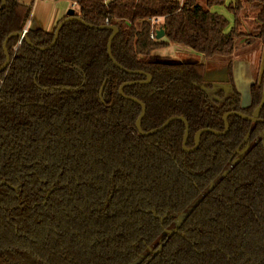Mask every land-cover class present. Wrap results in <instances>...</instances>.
I'll use <instances>...</instances> for the list:
<instances>
[{"label":"trees","instance_id":"16d2710c","mask_svg":"<svg viewBox=\"0 0 264 264\" xmlns=\"http://www.w3.org/2000/svg\"><path fill=\"white\" fill-rule=\"evenodd\" d=\"M4 1L0 67L3 42L25 30L32 11L31 4ZM67 1L85 23L117 28L111 54L121 67L150 75L148 84L123 88L145 105L143 132L183 117L192 149L199 130L224 131L225 113L264 120L262 78L250 85L246 107L232 79L235 43L245 36L241 15L254 12L244 44L262 43L264 0L228 3L232 22L211 11L226 0ZM159 29L163 38L151 40L150 31ZM54 30L27 28L26 37L46 47ZM110 35L70 21L48 50L18 37L7 42L11 62L0 71V264H264V124L230 116L224 136L203 133L191 153L182 148L181 121L141 136V108L118 89L146 78L111 63ZM169 45L205 63L156 54ZM218 66L227 69V89L215 90L217 81L206 79Z\"/></svg>","mask_w":264,"mask_h":264},{"label":"rangeland","instance_id":"374dc122","mask_svg":"<svg viewBox=\"0 0 264 264\" xmlns=\"http://www.w3.org/2000/svg\"><path fill=\"white\" fill-rule=\"evenodd\" d=\"M33 3H31L32 11L29 22L36 21L38 22L43 28L49 27L53 22L57 15H64L66 14L67 10H69L70 2L67 0H31ZM182 1V0H180ZM200 3H203L204 0H197ZM233 1V0H231ZM248 7V6H247ZM223 9V10H222ZM220 8L226 18L229 17V21L232 22L231 15L227 12L226 7ZM32 18V20H31ZM161 21V20H160ZM158 21V23L160 22ZM241 21V32L244 33V37L247 36V34H252V30L255 27L254 23V12L250 9H246V11L241 15L240 18ZM241 38L236 41L235 43V49L232 55V61L237 66V73H239L241 69L242 63L248 64V70H249V76L251 77L252 73L256 70L258 64H259V43H254L250 46H247L244 44L246 38ZM180 50H188L184 47H176L175 45H169L166 49L157 51L156 54L159 56H165L174 59L177 62H183V63H198V57L199 55L196 53H193V51L190 50V54H185L184 51ZM250 51L248 54H244L245 52ZM197 56V57H196ZM218 71H209V73L206 74L207 79L214 80L213 75L217 74ZM264 72V70H262ZM255 77V76H254ZM253 77V78H254ZM240 80V78H239ZM238 80V81H239ZM217 81L216 84H214V89L218 90L225 87V84L220 80ZM248 101V95H242L241 103L245 105ZM185 213L182 214L180 218H178L175 222V224H178L180 220L185 216Z\"/></svg>","mask_w":264,"mask_h":264},{"label":"water","instance_id":"95a60500","mask_svg":"<svg viewBox=\"0 0 264 264\" xmlns=\"http://www.w3.org/2000/svg\"><path fill=\"white\" fill-rule=\"evenodd\" d=\"M2 5L0 6V9L4 8L5 6V1L4 0H0ZM74 10L73 9H70L67 11L66 13V18L64 20H62L61 22H59L57 24V26L55 27V30H54V34H53V40L52 42L46 46V47H36L34 45L31 44V42L29 41V39L26 37V31H27V27H26V30L23 31L22 33H13L11 35H9L5 41L3 42V53H4V57H5V61L4 63L2 64V66L0 67V71H3L5 70L10 62H11V59H10V56L7 52V49H6V45H7V42L8 40L11 38V37H18L19 40H25L26 44L29 45L31 48H33L34 50H37V51H45V50H48L50 49L51 47L54 46V44L56 43L57 41V38H58V35H59V31L60 29L63 27V25L67 22H70V21H79L81 22L84 26L90 28V29H96V30H109L111 31V35L109 36L108 38V41H107V45H106V49H107V55H108V58L109 60L111 61V63L116 67L118 68L119 70H121L122 72L124 73H127V74H132V75H143L145 76V80L144 81H138V82H126L124 84H122L119 89H118V94L120 97H122L123 99L127 100V101H130V102H133L135 104H137L140 108H141V112L136 120V123H135V127H136V130L137 132L143 136V137H148L154 133H157V132H160L162 130H164L171 122L173 121H181L184 125V135H183V142H182V148L183 150L186 152V153H191V152H194L196 150V148L198 147V144H199V137L203 134V133H210L214 136H224L228 129H229V125L226 121L227 117L229 116H236L238 118H241L245 121H249V122H252V123H264V120H261V119H258L256 117H248L242 113H237V112H229V113H226L223 115V118H222V121L224 123V131L223 132H216V131H213L211 129H201L199 130L198 132H196V134L194 135V147L192 149H187L186 148V141H187V138H188V130H189V127H188V124L186 122V120L183 118V117H171L169 119H167L160 127L156 128V129H153L151 131H148V132H143L141 130V120L142 118L144 117L145 115V105L135 99V98H132V97H128V96H125L124 93H123V88L126 87V86H129V85H134V84H148L150 81H151V77L149 74H145L141 71H130V70H127L123 67H121L113 58L112 54H111V43H112V40L114 39V37L118 34V30L117 28L115 27H112V26H101V27H95V26H92V25H89L87 23H85L84 21H82L80 18L78 17H75L74 16ZM30 29V28H29ZM164 36V33H163V30L159 29L157 30L156 32V39L159 40L161 38H163ZM105 84H106V80L103 82L100 90H99V97L100 99H102V95H103V91H104V88H105ZM264 101V100H263ZM247 149V146L241 150V151H236L235 154H242L243 152H245ZM224 175V174H223ZM155 216V214H153ZM167 234H172L173 231H166Z\"/></svg>","mask_w":264,"mask_h":264},{"label":"crops","instance_id":"0c3cea01","mask_svg":"<svg viewBox=\"0 0 264 264\" xmlns=\"http://www.w3.org/2000/svg\"><path fill=\"white\" fill-rule=\"evenodd\" d=\"M19 2L22 3V4H24V5H30L31 3H33V1H31V0H19ZM230 2H232V1L231 0H226L224 6H221V7H213V8H211V11L218 12L219 14H222L223 16H225L224 13L222 12V10H223L222 8L223 7H226V5L228 3H230ZM69 6H70L69 7L70 9H73L74 10V5L73 4L70 3ZM220 8L222 10H220ZM74 12H75V10H74ZM64 17H66V14H64V15H62V14L61 15L60 14L57 15L55 17V19H54V22L49 27H46V28H43L38 22H36L34 20L32 22H28L27 23V28H30V29H42V30H44L46 32H52L55 29V27L57 26V23L61 19H63ZM227 19H229V17ZM31 20H32V18H31ZM258 45H259V51H260V53L258 55V57H259V64H258L256 70L252 73L251 77L249 76V70H248V67H247L248 66L247 63H242L241 64V69H240L239 73H237V71H236L237 70V66L235 65L234 62H232L234 83H235L238 91L242 95H246V96L248 95L249 85L251 84V82L255 78L254 76L257 75V77H259L260 74L262 73V70H264V41L262 43H259ZM176 47H178V46H176ZM180 51H184V50H180ZM184 52H185V54L193 55V54H190L191 52H190L189 49L186 50V51H184ZM193 53H195V52H193ZM248 53H250V51H247L244 54H248ZM198 63H200V64L205 63V58L202 55H199V57H198ZM215 70L218 71V72H217V74H214L213 75V78H219L220 80L225 81V79H226V70H225V68L224 67H214V68H210L207 71V73H209V71H215ZM239 78H240V80H239ZM263 100H264V74H263Z\"/></svg>","mask_w":264,"mask_h":264},{"label":"flooded vegetation","instance_id":"af4514ba","mask_svg":"<svg viewBox=\"0 0 264 264\" xmlns=\"http://www.w3.org/2000/svg\"><path fill=\"white\" fill-rule=\"evenodd\" d=\"M233 62V61H232ZM218 67H221V66H218ZM225 68V70H226V79H225V81H227V79H228V75H227V69H226V67H224ZM207 74V73H206ZM263 74H264V72H262L261 74H260V76L259 77H257V75L255 76V78L253 79V81L251 82V84L254 82V81H259L261 78H262V87H263ZM206 79H207V77H206ZM214 80H220L219 78H213ZM232 79H233V66H232ZM207 80H209V79H207ZM220 81H222V80H220ZM225 81H222L223 83L225 82ZM233 83H234V79H233ZM250 84V85H251ZM234 85H235V83H234ZM250 85H249V87H250ZM235 87H236V85H235ZM228 88V86L225 84V87H224V89H227ZM236 89H237V87H236ZM237 91H238V89H237ZM239 92V91H238ZM240 93V92H239ZM241 94V93H240ZM263 96V95H262ZM241 98H242V94H241ZM248 103H249V89H248V101H247V103L245 104V105H243L242 103H241V105H242V107H246L247 105H248ZM229 113V112H228ZM238 113V112H237ZM226 114V113H225ZM224 115V114H223ZM230 117V116H229ZM248 117H256V118H258L257 116H248ZM222 118H223V116H222ZM228 118V117H227ZM258 119H260V118H258ZM262 120V119H261ZM226 121H227V119H226ZM223 122V121H222ZM224 124V123H223ZM264 124V123H263ZM246 147V146H245ZM244 147V148H245ZM243 148V149H244ZM242 149V150H243ZM247 150V149H246ZM238 152V151H237ZM244 153V152H243ZM242 153V154H243ZM235 154V153H234ZM235 155H241V154H235Z\"/></svg>","mask_w":264,"mask_h":264},{"label":"built area","instance_id":"2783aa9c","mask_svg":"<svg viewBox=\"0 0 264 264\" xmlns=\"http://www.w3.org/2000/svg\"><path fill=\"white\" fill-rule=\"evenodd\" d=\"M158 21H160V20H158V19H151V24L154 25V24L158 23ZM25 30H26V28H25ZM25 30H24V31H25ZM156 32H157V31H154V30H151V31H150L149 38H150L151 40H154V39L156 38Z\"/></svg>","mask_w":264,"mask_h":264}]
</instances>
